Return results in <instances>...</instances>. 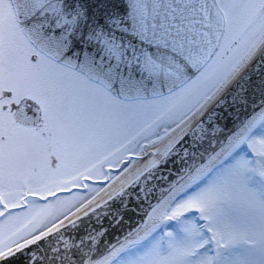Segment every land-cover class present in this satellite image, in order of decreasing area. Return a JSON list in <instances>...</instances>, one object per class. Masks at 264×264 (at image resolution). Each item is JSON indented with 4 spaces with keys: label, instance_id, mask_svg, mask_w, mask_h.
<instances>
[{
    "label": "snow or ice",
    "instance_id": "6c2138e0",
    "mask_svg": "<svg viewBox=\"0 0 264 264\" xmlns=\"http://www.w3.org/2000/svg\"><path fill=\"white\" fill-rule=\"evenodd\" d=\"M0 264H264V0H0Z\"/></svg>",
    "mask_w": 264,
    "mask_h": 264
}]
</instances>
